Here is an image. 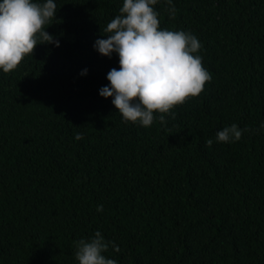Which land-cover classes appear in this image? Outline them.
I'll return each instance as SVG.
<instances>
[{
	"label": "trees",
	"instance_id": "16d2710c",
	"mask_svg": "<svg viewBox=\"0 0 264 264\" xmlns=\"http://www.w3.org/2000/svg\"><path fill=\"white\" fill-rule=\"evenodd\" d=\"M56 3L59 46L0 71V264H78L97 229L118 264H264V0H158L212 80L149 127L99 94L119 56L93 45L123 0ZM232 123L241 139L205 143Z\"/></svg>",
	"mask_w": 264,
	"mask_h": 264
},
{
	"label": "clouds",
	"instance_id": "9594fccd",
	"mask_svg": "<svg viewBox=\"0 0 264 264\" xmlns=\"http://www.w3.org/2000/svg\"><path fill=\"white\" fill-rule=\"evenodd\" d=\"M158 0H123L115 15L93 47L102 55L119 56L120 67L107 73L110 82L99 89V94L112 98L125 121L149 127L155 120L166 122V115L189 97L199 95L211 72L204 67L199 54L202 43L191 31L173 30L160 26L159 12L154 7ZM169 15H175L174 0H166ZM57 16L56 0H0V71L8 73L17 68L23 58L32 54L36 45L60 41L44 25ZM87 69L83 70V74ZM259 127L264 129V121ZM247 128L237 123L217 130L215 141L231 143L241 139ZM80 139L81 134L77 133ZM103 205H97L102 211ZM74 255L78 264H118L105 253L110 245L119 252V245L106 239L97 229L89 237L74 241Z\"/></svg>",
	"mask_w": 264,
	"mask_h": 264
}]
</instances>
